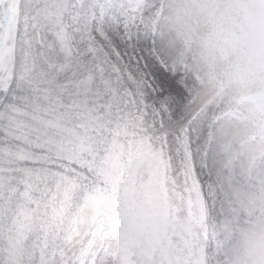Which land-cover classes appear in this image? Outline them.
I'll return each mask as SVG.
<instances>
[{
  "label": "rangeland",
  "instance_id": "1",
  "mask_svg": "<svg viewBox=\"0 0 264 264\" xmlns=\"http://www.w3.org/2000/svg\"><path fill=\"white\" fill-rule=\"evenodd\" d=\"M263 23L253 0H94L88 38L101 33L116 75L138 85L128 92L134 133L164 152L170 174L152 186L155 198L136 194L128 222L108 221L99 237H91L98 211L86 206L50 264H264ZM9 52L0 54L4 77ZM140 170L143 192L148 169ZM164 194L180 224L166 221ZM7 214L3 234L12 230Z\"/></svg>",
  "mask_w": 264,
  "mask_h": 264
},
{
  "label": "trees",
  "instance_id": "2",
  "mask_svg": "<svg viewBox=\"0 0 264 264\" xmlns=\"http://www.w3.org/2000/svg\"><path fill=\"white\" fill-rule=\"evenodd\" d=\"M92 2L21 0L14 80L0 93V215L7 208L12 224L3 235L0 224L1 264H23L25 255L31 264H50L59 244H70L86 206L97 209L95 224L100 218L92 237L108 221L131 219L134 192L155 198L152 186L167 183L164 152L134 133L138 111L128 92L137 84L119 78L88 39ZM142 166L143 192L136 179ZM171 200L164 194V216L180 224ZM197 206L187 208L195 228L203 220Z\"/></svg>",
  "mask_w": 264,
  "mask_h": 264
},
{
  "label": "water",
  "instance_id": "3",
  "mask_svg": "<svg viewBox=\"0 0 264 264\" xmlns=\"http://www.w3.org/2000/svg\"><path fill=\"white\" fill-rule=\"evenodd\" d=\"M14 3H15V0H10L8 2H6V0H2V2H1L0 8L4 9V11H3L4 27L2 29L3 35H2L1 42H0V51L4 48V46L7 42V36H8V32H9L10 15L12 13ZM10 34H11L12 45H13L15 31H11ZM10 57H11V71H13L14 48H12V53H11ZM0 71H1V64H0ZM4 83H0V90H3L2 86L4 85Z\"/></svg>",
  "mask_w": 264,
  "mask_h": 264
}]
</instances>
